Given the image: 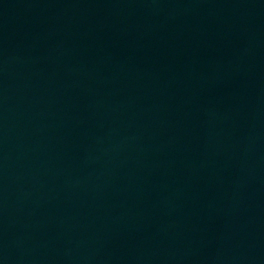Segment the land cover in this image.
<instances>
[{"label":"water","instance_id":"water-1","mask_svg":"<svg viewBox=\"0 0 264 264\" xmlns=\"http://www.w3.org/2000/svg\"><path fill=\"white\" fill-rule=\"evenodd\" d=\"M0 264H264V0H0Z\"/></svg>","mask_w":264,"mask_h":264}]
</instances>
